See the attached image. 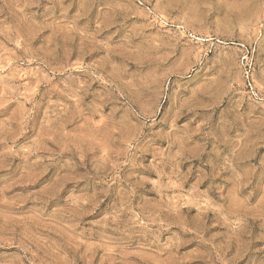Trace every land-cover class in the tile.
Here are the masks:
<instances>
[{
  "label": "rangeland",
  "instance_id": "obj_1",
  "mask_svg": "<svg viewBox=\"0 0 264 264\" xmlns=\"http://www.w3.org/2000/svg\"><path fill=\"white\" fill-rule=\"evenodd\" d=\"M0 264H264V0H0Z\"/></svg>",
  "mask_w": 264,
  "mask_h": 264
}]
</instances>
